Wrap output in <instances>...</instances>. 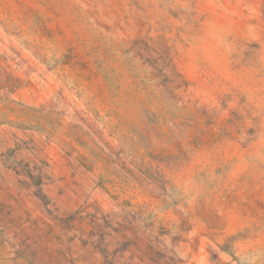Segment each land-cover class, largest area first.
<instances>
[{
  "label": "rangeland",
  "instance_id": "obj_1",
  "mask_svg": "<svg viewBox=\"0 0 264 264\" xmlns=\"http://www.w3.org/2000/svg\"><path fill=\"white\" fill-rule=\"evenodd\" d=\"M0 264H264V0H0Z\"/></svg>",
  "mask_w": 264,
  "mask_h": 264
}]
</instances>
